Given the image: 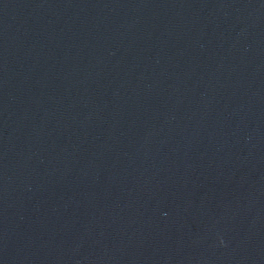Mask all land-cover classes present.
Masks as SVG:
<instances>
[{"label": "water", "instance_id": "obj_1", "mask_svg": "<svg viewBox=\"0 0 264 264\" xmlns=\"http://www.w3.org/2000/svg\"><path fill=\"white\" fill-rule=\"evenodd\" d=\"M0 264H264V0H0Z\"/></svg>", "mask_w": 264, "mask_h": 264}]
</instances>
